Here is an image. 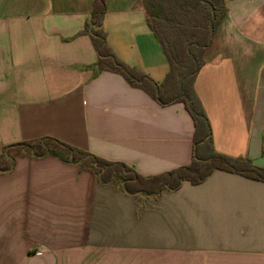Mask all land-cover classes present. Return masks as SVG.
<instances>
[{"label": "crops", "instance_id": "obj_1", "mask_svg": "<svg viewBox=\"0 0 264 264\" xmlns=\"http://www.w3.org/2000/svg\"><path fill=\"white\" fill-rule=\"evenodd\" d=\"M93 0H0V152L51 137L143 176L185 166L193 122L119 74L81 34ZM194 90L216 152L264 167V0H224ZM106 42L160 84L142 0H105ZM0 264H264V182L214 170L153 198L53 156L0 174Z\"/></svg>", "mask_w": 264, "mask_h": 264}, {"label": "trees", "instance_id": "obj_2", "mask_svg": "<svg viewBox=\"0 0 264 264\" xmlns=\"http://www.w3.org/2000/svg\"><path fill=\"white\" fill-rule=\"evenodd\" d=\"M147 23L168 61L169 70L157 84L136 68L118 59L106 42L102 28L105 0H93L91 18L81 34L90 38L99 71L121 75L130 86L142 89L160 106L182 104L193 122L192 157L189 164L155 176H143L132 167L79 150L51 137L6 145L0 152V174L12 170L19 157L53 156L94 175L101 184L119 183L128 195L157 197L174 191L182 182L201 183L214 170L235 173L264 182V167L247 157H230L215 151L209 120L194 90L204 65V53L225 16L224 0H142Z\"/></svg>", "mask_w": 264, "mask_h": 264}]
</instances>
